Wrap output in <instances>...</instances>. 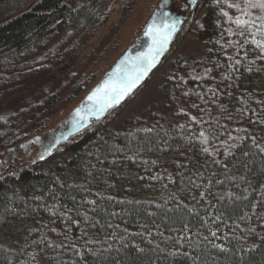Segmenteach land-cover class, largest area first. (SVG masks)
<instances>
[{
  "label": "trees",
  "instance_id": "1",
  "mask_svg": "<svg viewBox=\"0 0 264 264\" xmlns=\"http://www.w3.org/2000/svg\"><path fill=\"white\" fill-rule=\"evenodd\" d=\"M113 1L0 0V81L74 53ZM262 4L202 0L160 64L162 101L117 121L139 87L42 158L3 155L52 136L93 61L0 110V264H264Z\"/></svg>",
  "mask_w": 264,
  "mask_h": 264
},
{
  "label": "rangeland",
  "instance_id": "2",
  "mask_svg": "<svg viewBox=\"0 0 264 264\" xmlns=\"http://www.w3.org/2000/svg\"><path fill=\"white\" fill-rule=\"evenodd\" d=\"M124 0H114L108 13L106 21L100 23L93 30L80 36V45L74 53L68 57L64 56L66 48H62L56 53V56L43 64H37L35 69L29 74L8 75L0 81V110L14 111L16 104L29 91L36 89L49 79H56L60 75L77 67L79 64L86 65L90 61L88 69L96 77L88 84L82 92L77 93L66 104L65 109L60 110L53 119L54 125L60 120H65L71 112L78 107L89 91L99 82V80L112 68L116 60L132 45L137 34H140V28L146 26L147 18L153 9L159 8L161 0H140L120 26L118 33H115L114 26L123 16ZM205 10V9H203ZM145 28V27H144ZM110 37V38H109ZM108 41L107 44H105ZM110 42V43H109ZM105 44L102 50L100 46ZM56 45V43H55ZM176 51L181 53L184 58H191L198 55V45L193 37L185 36L176 46ZM31 65L33 62H30ZM26 66L23 69L27 68ZM22 69V70H23ZM168 70V63H163L141 86L132 100H129L117 115V121H122L134 116L141 115L155 102L162 101V83L165 72ZM68 93H71L68 91ZM37 140L34 144H28L22 149L11 150L5 156L4 161L18 160L26 161L39 159L45 156L48 150L51 136L47 135Z\"/></svg>",
  "mask_w": 264,
  "mask_h": 264
},
{
  "label": "water",
  "instance_id": "3",
  "mask_svg": "<svg viewBox=\"0 0 264 264\" xmlns=\"http://www.w3.org/2000/svg\"><path fill=\"white\" fill-rule=\"evenodd\" d=\"M173 23L176 25L175 29L171 30L169 38L162 46V50L158 54H154L152 50L157 46L154 41L159 39L160 34L167 33L168 29L166 26ZM169 24H166L164 21H159L157 18H152L149 21L144 33V35L150 38L148 44L136 52H133L130 47L116 60L112 68L106 72L87 94V105L76 107L69 116L70 119L80 117L87 109L89 112L85 120L83 122L76 120L69 128L58 133L57 139L51 147L52 150L59 144L89 127L94 121L103 118L111 108L126 101L131 94L149 80L170 49L174 34L180 31L178 20H174ZM150 28H153L155 31L149 32ZM142 69H146V71H142ZM129 80H135V85L130 90L125 91L123 95H120L119 90ZM105 85H107L106 88ZM98 89L103 90L97 93ZM113 89L116 91L113 92ZM94 94H97L96 98L90 100L89 97H92Z\"/></svg>",
  "mask_w": 264,
  "mask_h": 264
},
{
  "label": "flooded vegetation",
  "instance_id": "4",
  "mask_svg": "<svg viewBox=\"0 0 264 264\" xmlns=\"http://www.w3.org/2000/svg\"><path fill=\"white\" fill-rule=\"evenodd\" d=\"M201 2H202V0H161L159 3V8L154 9L152 16L149 18L148 22L146 23V26L152 18H157L159 21L166 22V24L172 23L174 20H178L179 24H180L179 30H181L183 27V23H184L185 19L187 18V16L190 13H192L193 11H195L200 6ZM146 26L143 29L141 35L136 39L135 43L130 46L131 49L133 50V52L139 51L143 46L148 44L150 38L148 36L144 35L145 30H146ZM178 32L179 31H177L174 34L172 41H171V44H170V48H171L172 44L174 43ZM169 50H168V52H169ZM168 52H167V54H168ZM167 54L165 55V57L167 56ZM165 57H164V59H165ZM86 97H87V95L85 96L83 101L78 106L87 105L88 100L86 99ZM88 112L89 111L86 109L84 111L83 115L80 117H75L73 119H70L69 117L66 118L59 125L57 130L52 132V136H51V139L49 140L50 142L48 144V148H47L48 150L46 151V154L52 153L60 145L59 144L53 150L51 149L52 145L54 144V142L57 139L58 133L69 128L71 125H73L76 122V120L79 122H83L85 120V117L87 116Z\"/></svg>",
  "mask_w": 264,
  "mask_h": 264
},
{
  "label": "snow or ice",
  "instance_id": "5",
  "mask_svg": "<svg viewBox=\"0 0 264 264\" xmlns=\"http://www.w3.org/2000/svg\"><path fill=\"white\" fill-rule=\"evenodd\" d=\"M261 6H264V4H262ZM168 31L167 33H163L160 34V37L157 41H154V43H156V47L152 50L154 52V54H158L161 50H162V46L163 44L167 41V39L169 38L170 32L171 30L175 29L176 25L175 23L173 24H169L166 26ZM155 30L153 28L149 29V32H154ZM154 59V56H153ZM142 71H146V69H142ZM138 79V76H137ZM135 85V80H129L123 87H121V89L119 90L120 95H123L125 91L130 90L133 86ZM107 87V85H105V88ZM103 89H98L97 93H99L100 91H102ZM113 92H115L116 90L113 89ZM97 94H94L92 97H89V99H95Z\"/></svg>",
  "mask_w": 264,
  "mask_h": 264
}]
</instances>
